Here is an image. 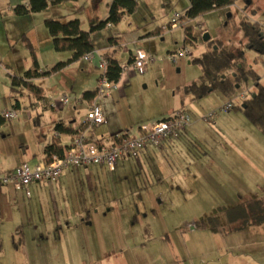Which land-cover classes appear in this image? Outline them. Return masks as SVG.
<instances>
[{
  "label": "rangeland",
  "instance_id": "374dc122",
  "mask_svg": "<svg viewBox=\"0 0 264 264\" xmlns=\"http://www.w3.org/2000/svg\"><path fill=\"white\" fill-rule=\"evenodd\" d=\"M181 6L180 0H141L135 13L127 15L118 26L94 32L92 43L101 52L108 46V38L118 32L143 36L163 24L169 29ZM243 20L264 27V0H253L246 8L245 3L237 1L195 19L191 24L198 50L195 47L192 56L180 59L175 65L166 56L168 51L183 47L182 23L167 32L160 29L167 34L162 41L156 38L154 42L124 46L143 50L155 61L134 73L122 87V95L115 91L112 100L101 99L99 107L102 109L101 102L108 100L115 122L126 130L168 118L176 110L184 111L191 116L196 132L186 137L183 145L170 152L167 159L157 153L151 162L144 163L141 173L132 163L119 170L120 176L116 173L117 178L112 180L116 187L106 182L99 190L110 204L91 214L90 226L80 218L69 217L73 230L62 227L59 236L84 239L90 244L67 246L76 252L70 258L65 257L64 245L51 247L48 257H35V246L30 243L31 226L38 214L35 206L29 208L28 199L20 191L1 194L0 264H264V223L246 219L241 221L242 227L236 228L241 222L230 221L239 212L243 213L237 207L264 200V135L237 108L241 105L240 97L253 90L252 84L243 85L231 99L220 91L200 98L185 93V88L198 84L202 75L200 65L192 62L193 57L216 48L217 42L230 51L244 49ZM35 29L43 33L44 22H35ZM205 35L214 46L206 45ZM25 42L17 38L10 49H3L4 58L11 60L12 72L19 75L30 63L23 53ZM115 53L119 62L126 60L127 56L120 50ZM109 54L113 55V51ZM254 57L246 52L247 62L264 82L262 66L253 63ZM98 74L97 61L89 63L84 59L53 72L42 87L50 93L48 96H68L69 104L62 111H44L40 117L28 105L29 113L19 111L13 120L5 121L0 127V159L30 156L37 149L38 136L43 140L58 116L74 119L75 128L85 126L87 110L84 101H80L81 95L96 85ZM0 83L5 84V90L0 86V110L8 109L15 97L27 107L26 96L21 97L19 91L11 96L7 91V79H1ZM22 93L26 91L23 89ZM230 102L233 108L229 112L221 111ZM213 112L217 114L213 121L205 122L203 118ZM91 129L96 137L107 135L104 128ZM166 185L172 188L180 185L184 191L180 196L171 195ZM42 206L46 219L54 215L50 213V216L51 207L45 202ZM201 220L205 222L203 227L194 226ZM51 233L57 234L54 229ZM81 247L87 255L78 252ZM94 249H98L96 254L92 253Z\"/></svg>",
  "mask_w": 264,
  "mask_h": 264
},
{
  "label": "crops",
  "instance_id": "0c3cea01",
  "mask_svg": "<svg viewBox=\"0 0 264 264\" xmlns=\"http://www.w3.org/2000/svg\"><path fill=\"white\" fill-rule=\"evenodd\" d=\"M137 1L139 5L141 3V0H137ZM143 1L147 2L149 0H143ZM180 1L182 3V6L176 12L178 13L186 12L190 6L189 0H180ZM111 2L112 0H76L75 2L65 3L59 6L48 7L45 11L41 13H37V14L28 13L26 15L17 16L14 13V9L18 6L27 7L28 0H0V80L3 79L4 81H6L7 79L6 88L7 91L11 92V96L13 93V91L11 90L12 78L15 77L21 78L24 76V74L27 71L33 68V60L30 51L27 47V44L31 46L32 51L34 52L41 73L48 72L56 64L60 62H65L70 58L69 53H57L53 49L52 44H50L52 41L49 38L50 37L49 34H47V30H44L43 33L39 29L36 30L35 22H37L38 20L44 22L45 19L50 17H52L50 19H57L61 16L67 17V19L76 18L79 21L81 29L83 31L89 32L93 26L97 25L100 22H103L107 18L108 9L111 5ZM77 10L79 11L77 12ZM126 19H127V15H125L122 20H126ZM168 23L169 22H167V24ZM163 25H161V27H157L156 29H154L155 31L154 30L149 31L146 35L143 36H139L137 34H121L120 32H118L116 35L110 36L112 40L108 41L107 47H105L101 52L95 49L96 50L95 52L98 56L102 58L103 55L107 56V59L115 60L118 64L126 63L130 60L129 58L130 53L136 48L127 49L124 46L130 44L135 46L140 41L154 42L156 38H160L161 41L164 40L165 35L167 34H165L164 32L162 33L160 32V29L163 27ZM111 27L106 26L103 30H107ZM154 32L157 33L154 35L152 34ZM17 38H22L23 40L26 41L24 44L23 53H25V55L27 54L28 59L30 61L28 65H25L26 71H24V73L21 75L12 72L13 67L10 64L11 60L9 61V58H4L3 55V49L5 50L10 49L12 47L13 40H17ZM182 39L184 40V34ZM116 50H120L121 53L127 56L125 61L123 62L118 61L115 53ZM109 51H113V55L109 54ZM171 52L173 51H168L167 53H171ZM88 62L92 63V61L91 62L88 61ZM93 63H95V61ZM136 72L137 71H128L124 75L121 82L119 83L117 90H114L112 92L109 99L112 100L113 93L115 91H119V95H122L123 94L122 87L126 86L129 83V80L133 77L134 73ZM51 74L45 78H41L34 81L36 85L42 88L43 95L45 97L48 96L50 93L49 94L46 93L44 87H42L43 86L42 84L45 79L48 80V78L51 77ZM99 75L100 74H98L96 78V82ZM0 86H2L3 89L5 90L4 83L3 84L0 83ZM95 87L96 85L92 89L89 90L86 89L85 91H83V93L92 92L95 90ZM18 91L19 93H21V97L26 96L28 98V102L25 103L27 104V107L24 106V104L15 97L14 101L10 103V107L5 110H0V112L10 109H16L20 112L29 113L28 108L30 106L31 109L36 111V116L40 117L44 111H50L45 107L38 105L39 101L36 102V100L32 97V95L29 92L26 91V94H23L22 93L23 88H19ZM80 101H82V98ZM83 101H84L83 104L86 108L85 103L88 102L85 100ZM99 102L100 100L97 103L99 104ZM101 103H102V111L105 114L106 122L102 126H98V128H104L105 130L104 134L107 135L96 137L93 129L91 130L89 129L87 131V135L92 140L109 138L125 129L124 126H120L119 124L117 125V123L115 122V118L110 110V103L108 102V100L102 101ZM28 116H30V114ZM59 122L62 123L64 126H70L74 130L80 129L81 126H83V129L86 128V126L82 124L79 127L75 128L72 125V123L75 122L74 119L72 120L71 118L65 119L64 117L58 116L57 119H54L52 121L53 127H51V129L46 134H44L43 140H41L38 136L36 143L37 149H35V151L31 153L30 156L25 155L23 159H18V160L11 157L7 159H0V176L14 170L23 163L29 165H35L40 162H44V154H43L44 148L48 144H50L54 139L58 140L63 147L68 146L72 140V134H68V135L58 134L57 137H53L55 133L54 124ZM194 132H196V125L193 123L191 126L187 128V130L182 135H180V137L176 139L168 140L163 150L155 151L152 149H147L141 156L139 164H136L133 161L126 159L119 160L117 163V167L113 173H109L108 171L97 167L71 168L70 170L64 172L56 181L50 184H45V183L31 184L29 187L30 195L28 197L27 196L25 197L28 199L27 203L29 205V208L30 206L32 207L33 204L35 206V211L38 212L37 217H35L36 219L34 221V224L31 226L32 227L31 234L33 236L32 238H30V243L35 246V257H39L41 255L43 256L46 255L48 257L49 253L51 252L50 251L51 247L64 245L66 246L65 248L66 252H64L65 257H67L66 255H68V258H70L71 254L76 253L74 252L75 249H70L72 248L73 244H78V245L80 244L82 246L90 245L84 239H78V238L68 239L64 236H59L60 228L65 227L67 230H73L72 228H74V225H71L69 220V217L71 218L72 216H75L76 219L80 218L82 223L87 224V226L88 225L90 226L92 224L90 222L91 214L92 213L96 214L97 212L103 210V208L107 206V203L110 204L109 200H105V198L102 197L101 194H99V190H101V188H104V184L106 182H109V184L111 183V185L113 183V188L116 187L115 183L112 182V180H114V178H117L115 174L117 173L118 175L119 170L122 171L126 164L131 165L132 163V165L138 171V173H141L144 170L143 169L144 163L146 164L148 162H151L152 158H154V156L159 152L164 157L166 156L165 158L167 159L168 154L170 152L179 149L181 145H183V143L185 142V138L191 136V134H194ZM157 180L158 182L161 183L160 181L161 179L160 180L157 179ZM8 186H10L9 189L6 188L7 186L5 187L0 186V195L3 194V196H6L7 193L8 194L13 193L12 191H14L16 194L19 191L12 185H8ZM166 186H167V192L171 195L180 196L179 195L180 192L184 191V189L182 191L180 185H176L173 188L170 185H166ZM188 190H189L188 193L191 194L192 191L190 189ZM44 202L47 204L49 208L51 207L48 213L49 214L53 213L54 214L52 215L53 217L51 216V214H50L51 216L50 218L49 215L47 216V219L44 217V213H42V208H43L42 204H44ZM61 223L63 224V226ZM53 229L56 230L57 233L56 235L54 234L52 235L51 230ZM190 229L192 230L194 229V227L190 226ZM67 246H69L70 248ZM97 250L98 249H94L92 253L96 254ZM85 251L86 249H83L81 247L79 248L78 252H85ZM87 254L88 252L84 253V255Z\"/></svg>",
  "mask_w": 264,
  "mask_h": 264
},
{
  "label": "trees",
  "instance_id": "16d2710c",
  "mask_svg": "<svg viewBox=\"0 0 264 264\" xmlns=\"http://www.w3.org/2000/svg\"><path fill=\"white\" fill-rule=\"evenodd\" d=\"M76 0H28V6H18L14 9L17 16L26 15L28 13H41L48 7H55L61 4L75 2ZM237 1L245 3V8L251 5L253 0H189V9L186 11L185 19L187 23L183 28L184 43L195 41L193 37V25L195 19L220 8H226L234 5ZM137 0H112L108 9V16L103 21L93 26L89 32L83 31L79 21L76 18L67 19L61 16L57 19L47 18L44 20V26L47 30L53 45V49L57 53H69L70 58L65 62L56 64L51 70L41 73L36 61V57L29 44L27 47L30 51L33 68L27 71L21 78H12L11 90L18 91L23 88L29 92L36 101L44 99L43 90L36 85L34 81L45 78L53 72H56L64 67L83 59L86 55L95 52V47L92 43V34L103 30L107 25L112 27L117 26L125 15H132L137 9ZM80 10V9H79ZM77 10V12L79 11ZM241 29L245 40L243 50L230 51L222 42H217L216 48L208 49L204 53L192 58V62L197 63L201 67V78L198 84H191L185 88V93L195 98L208 95L214 91H220L227 98L231 99L235 96L238 90L248 82L252 84L253 90L241 98V105L237 107L246 118L264 135V82L262 77L257 74L249 65L246 58V52H251L255 55L253 58L254 64H260L263 69L264 77V27L259 23H251L243 20ZM154 32L152 34H156ZM112 38H108L111 41ZM213 41L208 40L207 46L212 45ZM108 63L105 75L108 81L112 83L119 82V64L112 59H107ZM96 97V92H84L82 100L92 103ZM233 108V104H232ZM47 109V108H46ZM5 123V120L0 116V127ZM83 129V126L80 127ZM54 131L59 134H73L76 130L70 126H64L62 123L54 124ZM65 147L60 142L54 139L48 144L43 151L44 163H50L53 156H61ZM246 206V207H245ZM237 207L241 210L238 216L230 218L231 222L238 221H258L264 223V200L258 199L252 203ZM234 210L233 212L237 211ZM242 215V216H241ZM244 215V216H243ZM241 216V217H240ZM209 223L210 220H206ZM239 223L240 228L243 223ZM204 220L194 224L196 227H203Z\"/></svg>",
  "mask_w": 264,
  "mask_h": 264
},
{
  "label": "built area",
  "instance_id": "2783aa9c",
  "mask_svg": "<svg viewBox=\"0 0 264 264\" xmlns=\"http://www.w3.org/2000/svg\"><path fill=\"white\" fill-rule=\"evenodd\" d=\"M186 12L178 13L172 19L169 29L175 28L177 23H182L183 27L187 23ZM107 27H111L107 25ZM167 27H162L161 31L167 32ZM196 43H183V47L175 52L168 53L167 61L177 64L184 57L192 56L196 51ZM130 60L119 64V82L108 81L105 72L107 61L98 56L96 52L86 55V61H97L100 75L96 82L94 101L85 103L87 108L85 129H78L72 134V140L66 146L61 156H53L50 163L40 162L35 165L21 164L14 170L0 176V186H14L17 190L29 196V187L35 183L50 184L56 181L64 172L71 168L97 167L113 173L119 160L126 159L139 164L140 158L147 149L155 151L163 150L166 142L176 139L182 135L191 125V116L184 111H175L168 118L147 121L138 124L135 128L124 130L118 134L100 140H92L88 137L87 131L90 128L102 126L106 122L105 114L98 105V101L109 98L114 90H117L119 83L128 71H143L149 64L153 63L154 57L143 50L135 49L130 53ZM243 98V97H241ZM70 102L66 95L46 96L38 102V105L50 111L58 112L65 108ZM232 109V102L221 108L223 112ZM18 110L10 109L0 112V116L5 121H11L18 115ZM216 112L208 114L203 118L205 122H212ZM59 133H54L57 137Z\"/></svg>",
  "mask_w": 264,
  "mask_h": 264
},
{
  "label": "water",
  "instance_id": "95a60500",
  "mask_svg": "<svg viewBox=\"0 0 264 264\" xmlns=\"http://www.w3.org/2000/svg\"><path fill=\"white\" fill-rule=\"evenodd\" d=\"M203 40H204V42H207L209 40V37L207 35H205Z\"/></svg>",
  "mask_w": 264,
  "mask_h": 264
},
{
  "label": "flooded vegetation",
  "instance_id": "af4514ba",
  "mask_svg": "<svg viewBox=\"0 0 264 264\" xmlns=\"http://www.w3.org/2000/svg\"><path fill=\"white\" fill-rule=\"evenodd\" d=\"M247 94H248V93H247ZM247 94H246V95H247Z\"/></svg>",
  "mask_w": 264,
  "mask_h": 264
}]
</instances>
